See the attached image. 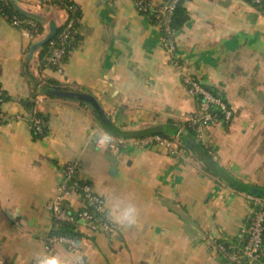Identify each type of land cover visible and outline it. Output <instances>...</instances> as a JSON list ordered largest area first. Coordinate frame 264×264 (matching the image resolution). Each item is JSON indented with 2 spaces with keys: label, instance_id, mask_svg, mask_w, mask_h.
Returning a JSON list of instances; mask_svg holds the SVG:
<instances>
[{
  "label": "crops",
  "instance_id": "1",
  "mask_svg": "<svg viewBox=\"0 0 264 264\" xmlns=\"http://www.w3.org/2000/svg\"><path fill=\"white\" fill-rule=\"evenodd\" d=\"M11 1L41 18L44 33L31 41L0 14V92L10 117L0 123V264H34L41 252L67 264H228L215 241L243 244L253 216L250 193L231 182L264 190V10L248 0L186 1L177 55L225 96L232 117L187 145L182 138L183 152L172 155L157 145L114 149L96 141L104 132L112 139L173 137L195 110L150 16L162 0H72L81 12L78 40L61 73L45 66L42 46H32L50 20L65 23L62 0ZM48 81L92 96L107 121L87 101L47 94ZM33 112L47 117L42 137L33 135ZM73 160L104 197L107 215L114 203L131 201L138 221L116 223L118 237L83 228L76 249H47V204Z\"/></svg>",
  "mask_w": 264,
  "mask_h": 264
},
{
  "label": "built area",
  "instance_id": "2",
  "mask_svg": "<svg viewBox=\"0 0 264 264\" xmlns=\"http://www.w3.org/2000/svg\"><path fill=\"white\" fill-rule=\"evenodd\" d=\"M5 0H0V3ZM179 0H171L168 5H152V13L160 12L163 17H158L157 25L163 32V45L170 53L171 63L180 70L181 79L188 89L190 95L196 99L200 98L199 105L196 104L195 110L189 114L185 122H189L197 136H201L204 128L219 122H228L232 117V109L225 99L214 95L208 89L207 82L197 73L189 69L177 55L175 42L176 31L170 27V19L173 15L176 4ZM253 3L264 6V0H252ZM80 19L74 20L67 17L64 28L59 36L50 41L51 52L47 54L43 63L61 73L63 71V57L66 53V47L76 41L75 35L78 33ZM11 25L20 29L22 34L29 40H34L43 33L39 32L38 25L33 20H20L13 17L10 20ZM25 24L26 26H24ZM212 105L216 106L219 112L212 110ZM4 100L0 94V123L10 119L3 110ZM17 119L22 117L17 116ZM31 125L38 132L46 125V121L36 117L33 114L28 118ZM183 127L179 129L173 137H166L159 134L151 135L146 138L134 139H111L106 146L119 149L129 142L141 146L157 145L164 148L172 155H181L184 149L182 142ZM99 147V138L96 139ZM80 162L73 160L66 164L63 169L62 177L58 183L56 195L48 202L47 208L52 215V219L73 223L77 228H85L93 234H109L113 237L119 235V228L106 213V201L104 197L97 193L92 184L84 181L80 175ZM76 195L79 198V206L70 207L76 212L72 214L68 211V202L71 196ZM249 200L253 202L252 219L247 229V239L241 244H231L224 241H215L214 248L222 253L228 264H264V198L252 194L248 195ZM53 225V224H52ZM64 245L68 249H76L79 242L67 235L47 234L45 245L51 249L55 245ZM35 264V263H34Z\"/></svg>",
  "mask_w": 264,
  "mask_h": 264
},
{
  "label": "trees",
  "instance_id": "3",
  "mask_svg": "<svg viewBox=\"0 0 264 264\" xmlns=\"http://www.w3.org/2000/svg\"><path fill=\"white\" fill-rule=\"evenodd\" d=\"M171 0H162L160 3L156 4L157 6L159 5H168L170 3ZM187 0H179L178 3L176 4V7L174 9L173 15L171 16L170 19V27L172 28V30L174 31H178L180 30L185 23L188 21L189 19V13L188 10L185 6ZM249 2L253 3L252 0H248ZM63 7L66 8L69 19H80V15L81 12L77 6V4L75 2H73L72 0H62L59 2ZM255 6L259 7L260 9L264 10V6H262L261 4H256L253 3ZM150 12V16L152 18V21L157 24L158 23V17H163L162 14L160 12H155L152 13L151 10H149ZM0 14L3 15L8 21H10L14 16L19 18L20 20H33L37 25H38V30L40 33L44 32V25H43V20L37 16L28 14L23 12L22 10H20L11 0H5L3 2L0 3ZM24 26H26L25 24H23ZM79 23L76 25L78 26ZM64 28V24L58 26L56 33L52 36V38L41 47V55H42V59H44V57L49 54L51 52V44L50 41L56 39L61 30ZM75 39L76 41L74 43H72L71 45H68L66 47V53L63 57V62L65 63V61L67 60L69 53L71 52V50L73 49V47L75 46L77 40H78V33L75 35ZM208 89H210V91L225 100V96L220 93L216 88H214L213 86L208 85L207 86ZM44 91L49 94V95H57V96H62V97H70L68 96L69 92H72L69 89H61L59 88L54 81H48V83L43 87ZM0 94L2 95V93L0 92ZM196 104L199 105L198 103L200 102V98H196L195 99ZM25 106L31 110V108L33 107V103L31 101H25L24 102ZM212 110L219 112L218 108L214 105H212ZM33 115L39 118L44 119L47 122V117L39 112H33ZM185 130L182 133V138L185 142V144L187 145L188 142L191 141V138L193 137V135L195 134L194 129L190 126L189 122H185ZM45 130L46 127L44 126L42 128L41 132H38L35 127L32 126V131H33V135L34 137H42L45 134ZM193 139V138H192ZM231 185L239 191H247L248 193L257 196V197H262L264 198V194H262L260 192L261 189H258L257 187L254 186H248V185H244L243 183L239 182V181H232ZM264 191V190H262ZM65 206L68 208V211H70L73 215L76 214V212L70 207L69 203L66 202ZM48 234H60V235H67L69 237H72L74 239H76L78 242H80L83 233H82V229L77 228L73 223L70 222H66V221H60V220H54L53 221V225L51 230L49 231Z\"/></svg>",
  "mask_w": 264,
  "mask_h": 264
},
{
  "label": "clouds",
  "instance_id": "4",
  "mask_svg": "<svg viewBox=\"0 0 264 264\" xmlns=\"http://www.w3.org/2000/svg\"><path fill=\"white\" fill-rule=\"evenodd\" d=\"M111 139L112 137L110 134L104 132L99 137V145L104 147L111 142ZM108 215L113 218L118 225L132 227L137 224L139 213L135 203L128 201L114 203L108 209ZM34 260L35 264H67L64 258L50 252L38 253Z\"/></svg>",
  "mask_w": 264,
  "mask_h": 264
},
{
  "label": "water",
  "instance_id": "5",
  "mask_svg": "<svg viewBox=\"0 0 264 264\" xmlns=\"http://www.w3.org/2000/svg\"><path fill=\"white\" fill-rule=\"evenodd\" d=\"M57 28H58V26H57L56 22L53 19L50 20L49 27H48V29H49L48 32L46 33V35L40 41H38L37 43H35L32 46V50H36L37 48H39V47L43 46L44 44H46L52 38V36L56 33ZM68 96L87 101L88 103H90L94 107L95 111L99 114L101 119L103 121H107L106 115L101 110L100 106L98 105V103L96 102V100L92 96L86 95V94H82V93H78L76 91L69 92ZM260 192L262 194H264V191L260 190Z\"/></svg>",
  "mask_w": 264,
  "mask_h": 264
},
{
  "label": "rangeland",
  "instance_id": "6",
  "mask_svg": "<svg viewBox=\"0 0 264 264\" xmlns=\"http://www.w3.org/2000/svg\"><path fill=\"white\" fill-rule=\"evenodd\" d=\"M55 70V69H54ZM56 71V70H55ZM58 72V71H57ZM119 236V235H118ZM118 236H116V237H118Z\"/></svg>",
  "mask_w": 264,
  "mask_h": 264
}]
</instances>
